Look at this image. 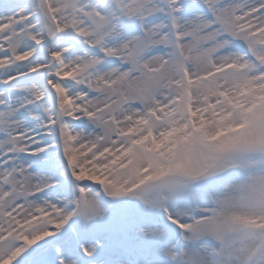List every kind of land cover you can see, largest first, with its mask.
I'll return each mask as SVG.
<instances>
[{
    "label": "snow or ice",
    "instance_id": "1",
    "mask_svg": "<svg viewBox=\"0 0 264 264\" xmlns=\"http://www.w3.org/2000/svg\"><path fill=\"white\" fill-rule=\"evenodd\" d=\"M0 264H264V0H0Z\"/></svg>",
    "mask_w": 264,
    "mask_h": 264
}]
</instances>
